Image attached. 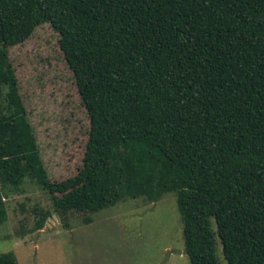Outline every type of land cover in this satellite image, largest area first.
<instances>
[{
  "label": "trees",
  "instance_id": "obj_1",
  "mask_svg": "<svg viewBox=\"0 0 264 264\" xmlns=\"http://www.w3.org/2000/svg\"><path fill=\"white\" fill-rule=\"evenodd\" d=\"M59 34L90 119L83 164L52 179L9 57ZM27 180L65 228L174 193L190 264H264V0H0V226ZM0 264H19L14 251Z\"/></svg>",
  "mask_w": 264,
  "mask_h": 264
},
{
  "label": "rangeland",
  "instance_id": "obj_2",
  "mask_svg": "<svg viewBox=\"0 0 264 264\" xmlns=\"http://www.w3.org/2000/svg\"><path fill=\"white\" fill-rule=\"evenodd\" d=\"M59 37L45 23L9 49L42 158L58 180L82 167L90 127ZM5 197L9 219L0 226V253L14 251L19 264H190L174 193L154 203L129 199L97 213L90 224L72 219L68 229L53 214L40 230L35 208L53 210L45 189L27 180ZM217 255L228 264L220 240Z\"/></svg>",
  "mask_w": 264,
  "mask_h": 264
}]
</instances>
